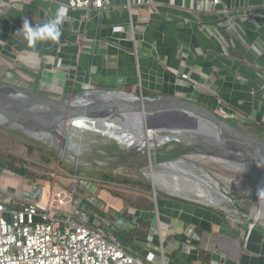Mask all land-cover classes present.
Masks as SVG:
<instances>
[{"label": "crops", "instance_id": "obj_1", "mask_svg": "<svg viewBox=\"0 0 264 264\" xmlns=\"http://www.w3.org/2000/svg\"><path fill=\"white\" fill-rule=\"evenodd\" d=\"M101 11L65 0H0V56L38 71V86H86L206 104L225 119L264 123V0H110ZM60 19L59 39L35 45L23 29ZM241 213V214H240ZM227 220L195 205L160 200L135 213L133 251L149 264H264V216ZM249 223H254L249 229ZM135 225V226H136ZM143 235V236H142Z\"/></svg>", "mask_w": 264, "mask_h": 264}, {"label": "water", "instance_id": "obj_2", "mask_svg": "<svg viewBox=\"0 0 264 264\" xmlns=\"http://www.w3.org/2000/svg\"><path fill=\"white\" fill-rule=\"evenodd\" d=\"M129 121L153 133L150 147L144 141L99 136L87 128L114 123L133 131ZM0 129L50 140L59 158L74 167L110 168L117 163L116 156L129 157L133 159L131 164H141L139 170L150 181L154 194L160 188L147 173L149 168L170 178L175 174L179 181L195 186L196 174L214 179L196 161L202 157L228 160L222 162L230 167L237 163L244 167L264 166L263 137L243 131L200 101L169 94L146 96L91 85L48 96L39 90L0 81ZM168 193L208 207L176 190ZM260 206L262 217L264 198ZM223 212L238 213V209ZM253 213L254 210L249 218L256 221Z\"/></svg>", "mask_w": 264, "mask_h": 264}, {"label": "rangeland", "instance_id": "obj_3", "mask_svg": "<svg viewBox=\"0 0 264 264\" xmlns=\"http://www.w3.org/2000/svg\"><path fill=\"white\" fill-rule=\"evenodd\" d=\"M35 75V71L29 70L16 60L11 61L0 56V81H8L26 88L39 90L48 96L56 95L48 91L47 88L38 86ZM233 122L239 125L238 122ZM50 143L51 141L48 139L36 140L20 131L0 129V159L8 155L19 158L22 161H18L16 164L23 166L30 172L28 175L21 176L0 167V187L2 184L5 187L7 184L14 185L17 183L16 181H19L18 192L19 188L21 190L25 189L28 184L29 186L30 184L31 186L41 184L44 188L43 201H46L47 191L62 192L69 198L71 196L72 199L65 208L75 211L82 202L88 204L89 207L86 213L90 214L91 217H94L95 214L98 215L102 220V227L107 232L115 230L113 226L117 223L124 224L129 229L136 221L135 213L138 210L144 206L154 205L155 199L157 202L167 200L166 196L159 194L160 192L169 196L170 193L168 192H172L159 187L157 178H154L155 181L152 180L154 185L160 188L156 190L155 194L152 186L149 190H145L141 185L122 182L121 179L125 178L150 183L139 170L141 164H131L133 159L126 156H116L117 163L110 168H80V172L74 176L66 169L68 167H64L59 163L58 153L50 152L52 148ZM28 144L35 147L30 153L27 149ZM160 150L163 151L164 149L159 148ZM42 155L49 156L51 160L46 162L41 157ZM196 161L201 163L214 176V179L208 180V178L196 174L198 179L196 185L201 189H209L212 193H217L221 199H225L215 206H211L207 201L203 203H206L208 207L227 220L238 219L237 216L241 214H239L240 210L244 213L245 220L243 221L253 222L249 215L253 212L259 200L248 194L246 190L254 188L258 179L264 175V166L259 167L258 164H252L248 166L250 171H245L224 163L213 162L209 157H202ZM66 165L72 166L69 163H66ZM153 171V174L163 175L162 172ZM104 175L118 180L107 179ZM172 177L177 176L173 174ZM181 177L186 178V176ZM235 208L238 209V213L227 214L223 212V209ZM115 231L112 232L115 233ZM130 245L136 246L137 242L132 239Z\"/></svg>", "mask_w": 264, "mask_h": 264}, {"label": "built area", "instance_id": "obj_4", "mask_svg": "<svg viewBox=\"0 0 264 264\" xmlns=\"http://www.w3.org/2000/svg\"><path fill=\"white\" fill-rule=\"evenodd\" d=\"M65 1L69 9L86 12L111 3ZM16 182L0 187V264H149L107 232L98 215L65 208L71 196L51 190L43 201V185L28 184L17 192Z\"/></svg>", "mask_w": 264, "mask_h": 264}, {"label": "trees", "instance_id": "obj_5", "mask_svg": "<svg viewBox=\"0 0 264 264\" xmlns=\"http://www.w3.org/2000/svg\"><path fill=\"white\" fill-rule=\"evenodd\" d=\"M49 55H50V49L49 48L40 49V51L38 53V67H39L38 69L39 70L36 71V75H35L37 77V80L40 78L42 72L48 71L49 68H50ZM226 120L228 122H230L231 124L239 127L240 129H242L243 131H245L247 133H250L252 135L259 136V137H263L264 136V123L256 122L254 120H251V121H248V122L235 121V122L239 123V125H237L236 123L233 122L234 120H231V119H226ZM34 148L35 147H33L30 144L27 145V149H28L29 153L32 152V150H34ZM50 152H52L54 154H57L56 150L53 147L51 148ZM41 157L46 162H49L51 160L49 156L42 155ZM57 159H58V161H59V163L61 165H63L64 167H68L66 169H68L70 174L75 176V175H77L80 172V168L79 167L68 166L59 157ZM18 161L20 162L22 160L19 159V158L13 157L11 155H8L7 157L0 159V167L6 168L10 172L19 174L21 176H25V175L30 174V172L26 168L16 164V162H18ZM104 177L107 178V179H110V180H116L117 179V178H114V177H111V176H107V175H104ZM121 181L125 182V183L141 185V186L144 187L145 190H149L150 187H151L150 183L142 182L140 180H128V179L123 178V179H121ZM159 194H161L163 196H166L167 200L174 201V202H181V203L186 204V205H195V206H198L200 208L209 210L210 212L215 213V214H217L219 216H222L221 214L217 213L216 211H214L210 207H207V206H204V205L202 206L200 204H196L195 202H191V201H188V200L177 198V197L172 196V195H170V196L169 195H165V194H163L161 192ZM88 207H89L88 204L86 205L84 202H82L81 205L78 206V209L86 212L88 210ZM142 209L152 210L153 209V205L144 206ZM114 220H115V218L113 219V222H114ZM148 223H149L148 221H144L141 224H137L136 226L134 225V226L130 227L129 229L126 227V225L121 224V223H117L115 226H113L116 231L113 229V230H110L109 232L115 231L114 234L116 236V239L119 242H121L123 245H125L127 248L130 246V248H128V249H130L131 251H135L134 249L137 248V245L136 246L135 245L132 246V245H130V242H131V240L133 239L134 236H136V235H140L141 236V232H138L139 230L136 229V228L140 227V226H142V227L144 226L145 227V226L148 225Z\"/></svg>", "mask_w": 264, "mask_h": 264}, {"label": "bare ground", "instance_id": "obj_6", "mask_svg": "<svg viewBox=\"0 0 264 264\" xmlns=\"http://www.w3.org/2000/svg\"><path fill=\"white\" fill-rule=\"evenodd\" d=\"M130 129L133 131H129L125 128L119 127L115 125L114 123H109L107 125H99L98 127H87L89 130H92L95 134L99 133V136H106V137H116L120 140H136V141H144L146 142L148 146L152 144V141L150 140V137L154 136L153 133L149 130H142V128L135 123L129 121L128 122ZM136 127V128H135ZM150 147V146H149ZM213 162H220V163H228V160L225 159H220V158H210ZM223 161V162H222ZM234 168L238 169H244L245 171H250L249 167L242 166L237 164H234ZM148 173L150 174V177L152 178L153 181L154 178H157L159 181V187L165 189V190H176L179 193H186L187 195L195 197L197 200L201 201H207L209 204H214V205H219L220 201L219 199L221 198L220 196H214L213 193L209 190L206 189L208 192H206L205 189L199 188L197 185L193 186L190 185L187 181H179L177 177H167L165 175H157L153 174L154 171L152 168H149ZM263 174V173H262ZM155 175V176H154ZM157 182V181H156ZM248 194H253L259 202L256 205L253 213V217L257 220L260 218L262 214V209L260 206V200L264 198V175H262L257 183L255 184L254 188L246 190ZM185 194V195H186ZM228 210V209H227Z\"/></svg>", "mask_w": 264, "mask_h": 264}, {"label": "clouds", "instance_id": "obj_7", "mask_svg": "<svg viewBox=\"0 0 264 264\" xmlns=\"http://www.w3.org/2000/svg\"><path fill=\"white\" fill-rule=\"evenodd\" d=\"M60 22L61 20L58 18V19H54L50 23L34 26V25H30L28 20H24L22 28L26 29V32L21 34L27 35L33 45H35V43L38 40H43L48 38L59 39V36L61 35L60 27H59Z\"/></svg>", "mask_w": 264, "mask_h": 264}, {"label": "flooded vegetation", "instance_id": "obj_8", "mask_svg": "<svg viewBox=\"0 0 264 264\" xmlns=\"http://www.w3.org/2000/svg\"><path fill=\"white\" fill-rule=\"evenodd\" d=\"M203 177V176H202ZM205 177V176H204Z\"/></svg>", "mask_w": 264, "mask_h": 264}]
</instances>
